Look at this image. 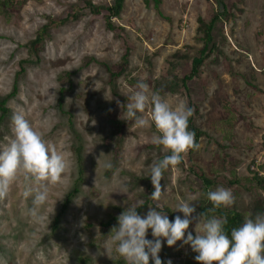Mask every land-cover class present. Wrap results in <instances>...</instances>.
<instances>
[{
  "label": "rangeland",
  "instance_id": "obj_1",
  "mask_svg": "<svg viewBox=\"0 0 264 264\" xmlns=\"http://www.w3.org/2000/svg\"><path fill=\"white\" fill-rule=\"evenodd\" d=\"M85 1L99 13L92 14ZM112 2L0 0V102L6 110L0 112V143L12 134V114L23 110L67 160L43 204L23 196V178L0 198V264L124 261L106 251L108 234L128 205L147 202L142 216L154 206L148 166L165 155L152 142L154 125L138 128L124 114L122 104L137 81L173 106L186 101L194 108L192 126L203 133L179 171L165 170L161 210L182 216L172 210L177 201L198 194L193 215L200 213L209 201L195 176L201 173L211 181L208 191L220 185L232 190L235 203L223 209L243 219L264 211V0H160L162 16L152 4L124 0L110 31L105 8ZM218 13L209 51L184 87L182 77L202 47L198 20L208 23ZM48 19L69 20L50 28L32 55L28 43ZM150 113L149 106L146 118ZM33 207L42 222L29 213ZM187 231L195 235V221ZM146 236L153 239L150 230ZM195 255L181 241L162 243L159 252L162 262L172 264H198Z\"/></svg>",
  "mask_w": 264,
  "mask_h": 264
},
{
  "label": "clouds",
  "instance_id": "obj_2",
  "mask_svg": "<svg viewBox=\"0 0 264 264\" xmlns=\"http://www.w3.org/2000/svg\"><path fill=\"white\" fill-rule=\"evenodd\" d=\"M124 105L125 116L136 127L154 125L152 142L161 146L165 153L162 159L150 164L148 176L153 185L151 197L155 201L146 215H140L137 208L140 202L128 205L117 217V223L108 234V253L113 251L124 259L126 264H172L171 259L162 262L159 252L162 243L173 246L177 241L189 245L196 253L198 264H264V211L249 213L243 222L225 230L226 217L206 216L196 212L198 194L189 195L177 201L172 210L183 215L169 219L161 209L162 185L165 170L176 168L184 160L189 149L199 148L195 133L188 127L194 108L186 101L175 106L162 97L159 90L150 91L148 83L137 81ZM151 107L150 119L145 110ZM11 135L0 143V198L8 195L14 183L23 178V196L31 197L33 205L43 204L49 198L50 183L58 182L67 166L66 156L43 132L26 118L23 110L15 111L11 117ZM111 167L110 163L105 165ZM165 188V186H163ZM127 191L128 185L121 186ZM207 199L213 208H228L234 205L235 197L230 188L217 186L207 191ZM29 213L42 222L35 207ZM50 222V216L48 217ZM195 221V235L187 231ZM151 230L153 239L146 233Z\"/></svg>",
  "mask_w": 264,
  "mask_h": 264
},
{
  "label": "trees",
  "instance_id": "obj_3",
  "mask_svg": "<svg viewBox=\"0 0 264 264\" xmlns=\"http://www.w3.org/2000/svg\"><path fill=\"white\" fill-rule=\"evenodd\" d=\"M142 2L145 5L152 4V6L154 7L156 13L159 16H162L161 12L159 10L160 0H142ZM123 3H124V0H113L112 4L109 7L105 8V11L107 12V16L105 17V26H106V28L108 30H110V31L114 30L115 27L112 24V19H115V18L119 17V15L121 13V10L123 8ZM221 6H223V5H221ZM85 7L92 14H96L97 15L99 13V9L94 7L88 1H85ZM219 16H220V14L218 13L208 23H205L201 19L198 20V31L202 34V36H201L202 47L198 51V54L192 59V61H191V69H190L189 73L182 77L181 84L184 87H185V83L188 80L194 78L197 75L198 68L202 64L203 59L205 58V56L207 55V53L209 51L210 45L212 43L211 30L213 28V25H214L215 21L219 18ZM70 18H73V16L70 17ZM68 20L69 19H63V20L48 19L46 24L43 25L42 28L38 31V33L36 34V37L28 43V48H29L30 53L32 55L37 56L38 52H39V48H40L43 40L47 36V34L49 32V29L52 28V27H57L59 25H63ZM211 47L213 48V45ZM123 59L125 61V57ZM14 90H15V87H14ZM12 94H14V92ZM4 103H5V100L0 102L1 116L5 115V113H6V110L3 108ZM188 127L195 133V140H196V142H198L199 138L203 136V133L198 131L195 127L192 126L191 117L189 119ZM193 150H194V148L189 149L188 152L191 153ZM182 163H183V161L180 164H182ZM189 171L191 173L193 172L191 167H190ZM80 174H81V171H80ZM193 174H195V173H193ZM195 176L201 182V184L203 186V189H204V192H205V195H206L209 187L211 186V181H209L207 178H205L201 173H197V174H195ZM160 183H161V181H160ZM153 190H154L153 189V185H152L151 180H150V184L147 187V194H148L149 198H152L151 197V193H152ZM75 191H76V189H73V192H71L70 194H68L66 196V199H65L64 203L61 206L60 214H62L65 211V209H66L68 203L70 202V199H71V197H72V195H73V193ZM146 204H147V202L141 204V206L137 208V212L139 213L141 210H143V208H145ZM164 212H166V214L168 215L170 220L174 218L173 214L170 212L169 209L164 208ZM202 212L205 213L206 216L215 215V216L226 217L227 218V222L224 225V227H225V230L228 231V232H230L232 227L239 226L243 222V216L241 214H239L238 212H235V211H232V210L223 209V208H213L210 201H208V203L206 205L201 206L200 213H202ZM113 220H114V218L109 220L105 224V226H110L112 224ZM56 222H57V218L55 219L54 223H56ZM118 264H126V262L125 261H121V262H118Z\"/></svg>",
  "mask_w": 264,
  "mask_h": 264
}]
</instances>
